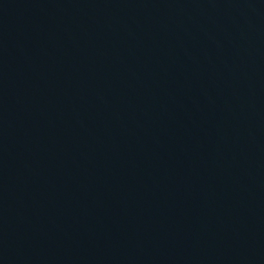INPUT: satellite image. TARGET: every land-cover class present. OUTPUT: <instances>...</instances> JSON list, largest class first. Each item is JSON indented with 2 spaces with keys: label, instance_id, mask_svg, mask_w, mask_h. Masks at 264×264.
<instances>
[{
  "label": "water",
  "instance_id": "water-1",
  "mask_svg": "<svg viewBox=\"0 0 264 264\" xmlns=\"http://www.w3.org/2000/svg\"><path fill=\"white\" fill-rule=\"evenodd\" d=\"M0 264H264V0H0Z\"/></svg>",
  "mask_w": 264,
  "mask_h": 264
}]
</instances>
